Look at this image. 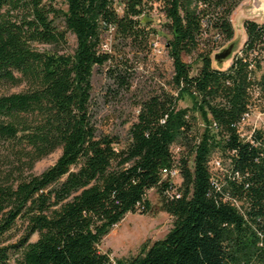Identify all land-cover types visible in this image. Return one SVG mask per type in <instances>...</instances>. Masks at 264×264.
Wrapping results in <instances>:
<instances>
[{
	"label": "trees",
	"instance_id": "trees-1",
	"mask_svg": "<svg viewBox=\"0 0 264 264\" xmlns=\"http://www.w3.org/2000/svg\"><path fill=\"white\" fill-rule=\"evenodd\" d=\"M242 1L64 0L62 8L0 0V264H264V134L238 133L249 85L264 95V24L245 21L229 68L212 65L234 38L230 17ZM155 3L170 36L169 90L136 102L123 141L99 129L93 72L107 68L115 95L131 91L127 53L153 48L156 32L140 18ZM107 34L115 43L108 50ZM184 57L199 64L195 76ZM184 96L191 108L178 107ZM58 150L52 166L34 173ZM213 151L229 161L216 183L207 166ZM150 190L172 229L131 259H111L102 240L127 214L152 211Z\"/></svg>",
	"mask_w": 264,
	"mask_h": 264
},
{
	"label": "rangeland",
	"instance_id": "rangeland-1",
	"mask_svg": "<svg viewBox=\"0 0 264 264\" xmlns=\"http://www.w3.org/2000/svg\"><path fill=\"white\" fill-rule=\"evenodd\" d=\"M58 6L64 8V0H55ZM264 0H243L239 6L233 11L230 21L234 30L233 40H239V44L234 49L231 57L221 65L212 57V65L215 69L226 70L231 65L233 57L239 53L243 43L246 40L244 22L254 21L258 24H264ZM142 27H148L154 30L156 34L151 37L150 42L155 44L146 51H141L137 55L127 53V58L132 66H134V76L132 79V87L129 93H121L115 95L112 90H115L112 81L105 74L107 68L94 69L92 77V96L98 106V126L101 131L106 134L118 135L123 141L127 140V131L129 126L135 120L137 110L134 107L136 102L147 96L159 87L164 86L169 90L168 83L172 77V62L166 50V42L170 38L165 24L166 19L160 10V7L155 3L147 9L146 14L140 18ZM104 49H112L115 44L113 37L107 34L104 36ZM70 42L73 45L74 39L71 37ZM224 45L215 54L227 47ZM184 61L192 64V59L184 57ZM199 64H192L191 75L195 76ZM264 68V62L262 63ZM262 71H257L254 74H249V82L257 80ZM23 90V86L18 88L7 89L8 93H17ZM110 91V92H109ZM2 92V91H1ZM247 94L251 97V105L249 106V116L245 122L241 133L243 136H248L250 132L255 130H264V95L260 94L254 85L250 84L247 89ZM193 100L189 96H184L178 103L179 108H191ZM217 133V131H215ZM177 150H174V152ZM60 155V151H56L47 158L36 163L34 173L40 174L50 166H52ZM219 157L221 166L214 164L210 165L211 172L215 178L221 179L222 174L228 169V161L219 151H213L210 154V159ZM175 184H182V178L174 180ZM152 211L143 214L139 211L136 213L127 214L117 225H115L109 234L102 240L99 247L103 253H108L113 260L121 259L128 260L135 257L144 243H153L154 241L163 239L173 227V218L160 211V197L154 191L150 190L147 193ZM20 236L19 232L12 233L8 239L9 242H14ZM37 236H33L31 241H36Z\"/></svg>",
	"mask_w": 264,
	"mask_h": 264
},
{
	"label": "built area",
	"instance_id": "built-area-1",
	"mask_svg": "<svg viewBox=\"0 0 264 264\" xmlns=\"http://www.w3.org/2000/svg\"><path fill=\"white\" fill-rule=\"evenodd\" d=\"M154 47H155V44H154ZM248 116H249V113H247V114L244 116V118L241 120V122H240V124H239V126H238V133H239L242 137L251 140V136H252V134H253L254 132H261V133L264 134V130L262 131V130H255V129H253V130L250 132V134H249L248 136H243V134L241 133V131H242V128H243L245 122H246L247 119H248ZM212 164H214V165L220 167V166H221V160H220V158H219V157H216V158L210 159V157H209L208 164H207V166H208V170H209V174H210V180H211L212 183H216V182H217V179L215 178L214 173L211 172V170H210V168H209V166L212 165ZM228 164H229V161H228ZM177 178H181V176H180L179 171L176 169V170H173V171L170 173V181H171V184H172V186H173V194H174V195L177 193V190H176V189H178V188L181 186V184L179 185V184H175V183H174V180L177 179Z\"/></svg>",
	"mask_w": 264,
	"mask_h": 264
},
{
	"label": "water",
	"instance_id": "water-1",
	"mask_svg": "<svg viewBox=\"0 0 264 264\" xmlns=\"http://www.w3.org/2000/svg\"><path fill=\"white\" fill-rule=\"evenodd\" d=\"M239 44V40H232L231 42L228 43L227 47L223 48L220 53H217L214 55V60L218 63V65H221L223 62L227 61L234 49L237 47ZM218 70H223V69H218Z\"/></svg>",
	"mask_w": 264,
	"mask_h": 264
},
{
	"label": "bare ground",
	"instance_id": "bare-ground-1",
	"mask_svg": "<svg viewBox=\"0 0 264 264\" xmlns=\"http://www.w3.org/2000/svg\"><path fill=\"white\" fill-rule=\"evenodd\" d=\"M263 8H264V6H263Z\"/></svg>",
	"mask_w": 264,
	"mask_h": 264
}]
</instances>
